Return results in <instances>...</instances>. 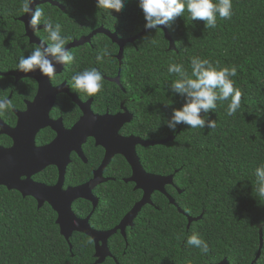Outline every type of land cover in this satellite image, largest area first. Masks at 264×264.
Masks as SVG:
<instances>
[{"label":"trees","instance_id":"obj_1","mask_svg":"<svg viewBox=\"0 0 264 264\" xmlns=\"http://www.w3.org/2000/svg\"><path fill=\"white\" fill-rule=\"evenodd\" d=\"M22 3L0 0L2 69H15L19 58L35 48L27 44L24 26L19 22L24 16ZM65 3L67 7L44 4L40 8L47 18L61 25L63 36L70 37L66 46L99 28L120 40L147 33L124 47L121 65L116 58L119 48L111 40L103 35L92 38L70 51L76 60L65 65L60 81H65L81 102L91 99L94 114L114 115L125 101L123 106L133 119L122 130L124 135L146 142L172 138L160 146L138 147L137 156L147 174L172 176V185L165 192L175 206L155 192L151 205L142 208L133 227L127 229L126 241L119 234L108 240L116 263L106 259L103 264H217L223 259L228 264H252L258 254L260 231L263 246L255 264H264V229L259 227L264 222V196L256 192L255 177V168L264 163V0H232L231 18L217 17L215 28H205L201 20L191 21L185 11L166 31L145 29L137 0H126L119 13L96 7L95 0ZM36 35L46 40L44 29ZM104 47L109 55L97 62V52ZM193 56L220 67L236 66L237 74L232 79L242 92L241 107L228 116L230 100L217 102V108L208 114L216 121L215 128L192 129L180 124L172 132L164 122L172 108L182 105L183 98L171 93V83L178 77L169 74L167 68L170 63H182L190 75ZM86 67L97 68L103 77L102 90L93 96L72 87V75ZM118 73L121 88L109 82ZM60 98L64 125L70 126L81 113L68 97ZM83 149L87 163L74 156L66 172V186L83 184L100 165V159L96 160L100 148L88 141ZM109 168L120 173L110 172L108 176L114 181L94 190L99 205L90 219L92 225L104 230L117 226L141 197L132 184L121 180L130 176L122 157H116ZM56 177V170L50 168L42 179L52 185ZM91 209L83 201L72 206L81 219ZM200 216L187 230L188 218ZM55 219L48 205L37 209L33 199L0 188V264H92V241L75 234L65 242ZM193 234L208 243L207 253L187 245V238Z\"/></svg>","mask_w":264,"mask_h":264},{"label":"water","instance_id":"obj_2","mask_svg":"<svg viewBox=\"0 0 264 264\" xmlns=\"http://www.w3.org/2000/svg\"><path fill=\"white\" fill-rule=\"evenodd\" d=\"M35 3L37 7L49 2L44 0L40 2L35 1ZM28 19L29 17L24 15L19 19V22L23 24L25 36L29 39L30 44L38 46L40 41L34 37L35 32H32L27 27ZM158 27L163 28V26ZM42 29L43 26H40L39 30ZM151 30L153 29H149V31ZM163 30L166 31V28H163ZM144 33L147 32L145 31L135 38L120 40L116 34L99 28L88 37L72 42L66 48L69 51L77 49L88 44L92 38L103 35L119 48V53L116 58L121 65L124 47L127 44H133ZM170 49H174L171 41ZM63 68L64 66H57L56 75L60 74ZM12 76L17 75L12 74ZM27 76L36 79L39 89L36 105L31 108V113L27 115L26 122H23V126L28 122L27 129L30 127L31 136L26 140V138H21L19 128L10 131L9 136L14 137L16 134V144L12 151H0V187H4L8 191H16L23 198L31 197L36 201L38 209L44 203L50 206L52 211L57 214L55 224L59 229L60 236L65 242L68 243L74 232L88 237L94 245V258L97 259L95 264H102L105 258L110 256L106 246L108 239L120 233L125 240L126 229L133 227V221L142 208L151 205V196L155 192L166 196L169 203L175 206L174 201L165 192V187L172 185V176L161 177L147 174L142 169L135 152L136 146L142 148L160 146L172 141V138L160 142H146L133 137L121 138L118 135V131L124 123L130 122L132 117L129 114L124 113L115 116L94 115L90 109L92 100L81 103L76 95L70 93L66 83H63L56 89H52L49 84V79L42 76L38 70L30 72ZM111 82H117V79ZM59 94H66L72 103L80 109L82 114L79 121L70 130L62 128L60 120L56 122L48 120V113L55 103L56 96ZM46 127H49L56 133V140L47 147L37 149L34 145L35 134L40 129ZM2 133L8 134V131H2ZM87 138H92L95 141V146L101 147L104 150V160L97 172L93 174V179L88 183L74 188L63 189L64 174L70 163L69 156L71 153H74L80 160L85 162L81 148ZM116 155H120L131 169V177L125 181V184H134V191L142 192V197L114 229L106 232H96L89 228L88 221L90 217L85 220L77 219L72 213L71 207L75 201L84 200L92 203L93 209H96V199L92 195V191L97 185L107 182V180H101L100 176L110 160ZM48 166L55 167L58 170V179L54 186L48 187L31 181L33 175L41 172ZM21 177H25V181L21 182L19 180ZM179 212L182 213L181 211ZM200 219L201 216L196 219L188 218L186 229L188 230L192 223ZM262 246L263 241L260 231L258 254L252 264H255L259 259ZM69 250H71L70 245ZM219 264L228 263L226 260H223Z\"/></svg>","mask_w":264,"mask_h":264},{"label":"clouds","instance_id":"obj_3","mask_svg":"<svg viewBox=\"0 0 264 264\" xmlns=\"http://www.w3.org/2000/svg\"><path fill=\"white\" fill-rule=\"evenodd\" d=\"M56 2L57 5L67 7L65 0H56ZM125 2L126 0H95V5L109 10L110 13H119L123 10ZM137 3L143 12L145 29L155 31L157 29L163 31V28L169 27L171 22L181 17L185 11L191 21H203L205 28H215L217 17L229 19L233 14L232 0H137ZM21 11L29 17L27 27L32 32L39 31V26H43L46 40L40 41L27 56H21L16 70L25 74L38 70L42 76L54 80L57 66L72 64L76 60L66 48L70 37L61 34V25L47 18L44 9L36 7L35 0H23ZM108 55L107 47L98 50L97 62ZM190 66V75L182 63L173 62L167 68L169 74L174 73L178 77L171 83L169 88L171 93L183 98L182 105L179 108H172L170 117L164 122L172 132H175L177 125L180 124L192 129L215 128L216 121L209 119L208 114L217 108V102L230 100L226 110L228 116H233L241 107L242 92L235 87V81L232 79L237 74L235 65L220 67L218 63L214 65L209 59L193 56ZM71 81L73 88L85 92L88 96L95 95L103 88L102 74L95 67H86L77 71L72 75ZM12 108V101L6 96H0V114ZM255 177L256 192L259 196H264V163H260L255 168ZM259 227L264 229V222H261ZM186 243L199 248L203 253L209 250L208 243L198 234L189 236Z\"/></svg>","mask_w":264,"mask_h":264},{"label":"flooded vegetation","instance_id":"obj_4","mask_svg":"<svg viewBox=\"0 0 264 264\" xmlns=\"http://www.w3.org/2000/svg\"><path fill=\"white\" fill-rule=\"evenodd\" d=\"M36 2H40V1H44V0H35ZM45 1H48L49 3H46V5H49V4H51V6L52 7H55L57 4L55 3V2H52L51 0H45ZM41 6H44V4L43 5H40V6H37V7H41ZM40 27V26H39ZM43 30V29H42ZM39 31H41V30H39ZM39 31H36L35 33H34V37H36L39 41H43L40 37H38L36 34L39 32ZM26 37V36H25ZM27 38V37H26ZM27 44L29 45V46H34V47H36L35 45H33V44H30V41H29V39L27 38ZM65 67V66H64ZM63 71H64V68H63ZM63 71L60 73V74H58V75H56V78L54 79V80H49V84H50V87L52 88V89H56V88H58L59 86H61L63 83H66L65 81H60V75H62V73H63ZM12 74H16L17 76H12ZM29 73H27V74H25V73H20L19 71H17L16 70V68L15 69H12V70H6V69H2L1 67H0V96H6L7 98H9L11 101H12V104H13V108L12 109H10L9 111H7V112H4L3 114H0V151H3V152H8V151H12V149H13V147L15 146V144H16V134L14 135V137H11V136H9V133H10V131L12 130V131H14V130H16V129H18L19 128V130H20V132H21V138H23V139H25L26 138V140H28L29 139V137L31 136L30 135V127H28V129H27V125H28V122L23 126V122L25 123L26 122V118L28 117L27 115H29L30 113H31V108L33 107V106H35L36 105V102H37V100H38V83H37V81H36V79H34L33 77H28L27 75H28ZM116 79H117V82H111V81H109V82H111V83H115V84H117V86L118 87H120V74L118 73V75H117V77H116ZM60 81V82H59ZM58 82V84H55V83H57ZM67 85V84H66ZM121 88V87H120ZM70 90V89H69ZM71 93V92H70ZM71 94H73V93H71ZM75 95V94H74ZM61 96H66V97H68L66 94H59V95H57L56 96V99H55V103H54V105L52 106V108L50 109V111H49V113H48V120L49 121H52V122H56V121H61V125H62V128H64L65 130H70L78 121H79V119L81 118V116H82V114H81V116L78 118V120L75 122V123H73V124H71L70 126H67V125H64V121H63V118H62V113H61V107L59 106V104H60V97ZM76 97L78 98V96L76 95ZM69 98V97H68ZM70 99V98H69ZM78 100L80 101V99L78 98ZM91 100V99H90ZM89 101V100H88ZM88 101H86V102H88ZM81 102V101H80ZM81 103H85V102H81ZM126 102L124 101V102H122L121 104H120V106H119V111L116 113V114H114V115H109V114H102V115H99V116H103V115H108V116H115V115H120V114H124V113H127V114H129L132 118L130 119V122L132 121V119H133V116H132V114H130V112L128 111V109L127 108H125L123 105L125 104ZM91 105H92V102H91V104H90V109H91ZM76 106V105H75ZM77 107V106H76ZM78 108V107H77ZM79 109V108H78ZM79 112L81 113V111H80V109H79ZM93 113V112H92ZM94 114V113H93ZM94 115H98V114H94ZM130 122L129 123H124L121 127H120V129H119V131H118V135L121 137V138H130V137H133V138H136V137H134V136H129V135H124L122 132V130H124L126 127H127V125H129L130 124ZM23 126V127H22ZM34 126V125H33ZM4 132V131H8V134H3L2 133V131ZM56 137H57V135H56V133L54 132V131H52L49 127H46V128H44V129H40L36 134H35V137H34V145H35V147L37 148V149H40V148H44V147H47V146H49L50 144H52L55 140H56ZM139 139V138H138ZM88 141H91L92 143H93V146L95 147V148H100V150H101V152L100 153H98V155H97V157H96V160H98V159H100V165H99V167H97L96 169H94L93 170V172H92V175H91V177L86 181V182H84L83 184H81V185H84V184H86V183H88L90 180H92L93 179V174L94 173H96L97 172V170L100 168V166H101V164H102V162H103V160H104V156H105V152H104V150L101 148V147H98V146H95V141L92 139V138H87L86 139V142L82 145V148H81V150H82V155L84 156V152H83V148H84V146L87 144V142ZM138 147H140V146H136L135 147V152H136V155H137V148ZM74 156L77 158V159H79L78 158V156L76 155V154H74V153H71L70 154V156H69V165H68V167L71 165V163H72V160H73V158H74ZM116 157H121L120 155H116V156H114L111 160H110V162H109V164L105 167V169L103 170V172H102V174H101V176H100V178H101V180H107V182H105V183H103V184H100V185H97V187H99V186H102V185H104V184H106V183H108V182H113L114 181V179L113 178H110L109 176H108V174L111 172V173H113L114 175H116V174H118V173H120L119 171L117 172V173H115L114 171V169L115 168H109L110 167V165H111V163H112V161L116 158ZM138 157V156H137ZM84 158H85V162H83L82 160H80L83 164H86L87 163V159H86V157L84 156ZM124 160V159H123ZM125 161V160H124ZM126 162V161H125ZM127 164V163H126ZM128 165V164H127ZM68 167L66 168V171H65V174H64V182H63V189H67V188H70V187H78V186H81V185H77V186H66L65 185V181H66V172H67V169H68ZM128 167H129V165H128ZM50 168H54L55 170H56V174H57V177H56V180H55V183L54 184H52V185H46L45 183H44V181H43V175H46V172H48V170H50ZM129 169H130V167H129ZM143 169V168H142ZM112 170H114V171H112ZM131 177V169H130V176H128V178H123V179H121L122 180V182L125 184V181L126 180H128L129 178ZM57 179H58V170L55 168V167H52V166H48V167H46L45 169H43L41 172H39V173H37V174H35V175H33L32 177H31V181L32 182H34V183H36V184H41V185H45V186H48V187H50V186H54L55 184H56V182H57ZM21 182H23V181H25V177H21L20 179H19ZM126 184H129V183H126ZM130 184H132V183H130ZM133 185V188L135 187L134 186V184H132ZM170 186V185H169ZM96 187V188H97ZM167 187V186H166ZM165 187V188H166ZM0 188H2V189H4L6 192H8V193H14V194H18L19 196H21L18 192H16V191H8L6 188H4V187H0ZM96 188H94L93 189V191H92V195L94 196V198L96 199V207L99 205V200H98V197L97 196H95L94 195V190L96 189ZM134 190V189H133ZM140 192V191H139ZM141 193V197H142V192H140ZM141 197H140V199H141ZM152 197V196H151ZM21 198H23L22 196H21ZM26 198H31V197H26ZM171 198V197H170ZM32 199V198H31ZM168 199V198H167ZM172 199V198H171ZM34 200V199H33ZM35 201V200H34ZM86 202V201H84V200H78V201H76V202ZM140 201V200H139ZM35 203H36V201H35ZM75 203V202H74ZM86 203H88L89 205H90V207L92 208L91 210H92V212L91 213H89L87 216H85L84 218H78L79 220H85L86 218H88V217H90L89 218V221H88V225H89V228L91 229V230H93V231H96V232H106V231H110V230H112V229H114V228H112V229H110V230H104V229H101L100 228V226H98V227H95L94 225H92L91 223H90V219H91V216H92V214L94 213V209H93V204L92 203H89V202H86ZM37 204V203H36ZM44 205H47L46 203H44ZM43 205V206H44ZM42 206V207H43ZM42 207H40V208H42ZM50 207V206H49ZM39 208V209H40ZM37 209H38V207H37ZM130 212V211H129ZM128 212V213H129ZM127 213V214H128ZM55 214V213H54ZM126 214V215H127ZM56 215V219H57V214H55ZM125 215V216H126ZM124 216V217H125ZM123 217V218H124ZM122 218V219H123ZM56 219H55V222H56ZM121 219V220H122ZM121 220L119 221V223L121 222ZM118 223V224H119ZM127 229H130V228H127ZM127 229H126V231H127ZM126 231H125V236H126ZM75 234H78V233H72V236H71V238L75 235ZM117 234H119L120 235V233H117ZM121 236V235H120ZM70 238V239H71ZM69 239V240H70ZM110 239V238H109ZM108 239V240H109ZM124 239V238H123ZM126 239V238H125ZM124 241H126V240H124ZM93 243V242H92ZM106 246H107V248H108V241L106 242ZM108 251H109V248H108ZM94 254H95V250H94V245H93V255H92V257H93V263L92 264H95V262L97 261V259H95L94 258ZM109 254H110V251H109ZM106 259H111L113 262H115L116 263V261L112 258V256H111V254H110V256L109 257H107V258H105V260ZM105 260L103 261V263L105 262ZM223 260H225V259H223ZM222 260V261H223ZM128 262H129V260H127ZM221 261V262H222ZM220 262V263H221ZM102 263V264H103ZM217 264H219V263H217Z\"/></svg>","mask_w":264,"mask_h":264}]
</instances>
